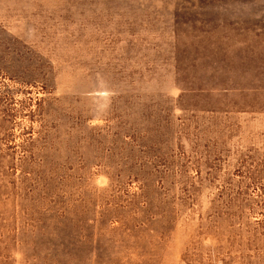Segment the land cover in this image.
Masks as SVG:
<instances>
[{"label":"rangeland","instance_id":"1","mask_svg":"<svg viewBox=\"0 0 264 264\" xmlns=\"http://www.w3.org/2000/svg\"><path fill=\"white\" fill-rule=\"evenodd\" d=\"M0 264H264V0H0Z\"/></svg>","mask_w":264,"mask_h":264}]
</instances>
